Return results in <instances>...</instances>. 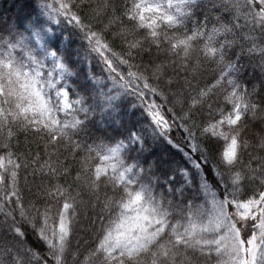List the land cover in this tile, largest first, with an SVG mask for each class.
Returning <instances> with one entry per match:
<instances>
[{"label":"rangeland","instance_id":"rangeland-1","mask_svg":"<svg viewBox=\"0 0 264 264\" xmlns=\"http://www.w3.org/2000/svg\"><path fill=\"white\" fill-rule=\"evenodd\" d=\"M81 1L22 0L16 3V0H11L8 12L0 16V61L4 63L12 61L22 71H27L36 81V90L40 92L41 100L49 109L43 117L39 113L29 112L27 114L32 120L43 121L30 130L36 134L38 146L50 144L55 146L64 140L76 139L79 136L78 133L84 129L87 134L84 141L87 147L83 149L75 143L70 145L78 151L75 154L82 160L84 158V161L87 160V163H81L84 168L82 166L80 168L82 174L85 173L83 176L87 178L86 181L89 180V182L86 186V181H80L83 183H80V187L90 191L88 197L91 200L90 207L93 212L95 203L105 195L109 200L106 205L103 203L101 211H97L102 217L99 219L94 217L93 225L90 224L92 221L86 223V216L81 212V204L75 201V215H71L72 210L69 213L71 232L68 244L60 257L61 264H101L102 254L96 251L102 235L101 229L110 219H115L121 213L127 217L135 215L134 210L124 209L123 205L127 204L136 193L141 194L144 202H158L166 207L188 203L204 204L205 201L211 200L213 191L220 198L224 193L223 185L218 182L217 177L216 189L204 179L202 184L206 183L207 189L202 188L200 194L186 193L190 190L188 181L194 177V174L192 175L187 169L189 166L199 172L197 174L201 178H204L200 167H197V164L203 162L202 156L198 157L197 160H200L198 162L194 158L199 154L198 151L189 147L190 143L196 141L191 140L185 131V127L191 125V120L187 117L195 116L191 111H196L200 106L197 109L194 107H197L208 94L202 97L196 93L192 96V92L185 86L187 85L185 78L191 75L185 73L180 67L179 60L183 57V52H180V58L172 55V58H175L173 61L163 62L165 68L163 76L169 74L164 82L161 79L163 76L159 79L153 76L155 65L162 62H152V68L145 66L143 72L133 60L130 62L124 53L117 51L113 53L107 44L98 42L96 54L102 58L103 66L99 61L100 58L82 45L71 23L82 27L87 26L89 22L95 23L89 19L88 15L86 18L80 13ZM52 3L55 6L63 3L67 5L68 11L60 14L59 10L51 7ZM122 3L123 6L130 4L131 0H122ZM149 3L159 6L176 20V24L171 28L158 25V31L165 30L170 35L173 33L172 30L187 35L199 32L200 36L196 38L201 40L200 49L204 58L206 55L204 44L207 42V37L214 29L220 28L221 31L216 33L211 44L218 51L215 56L209 55L206 59L212 67L211 73L209 71L212 79L211 85H213L211 90L214 89L217 94L220 91V93L223 92L224 98V95L231 91L228 80L240 86L239 81L244 69L241 63L232 59V48L243 36L227 37L226 30H223L229 28L231 34L234 35L242 19L236 18L237 14L231 8L230 0H149ZM203 3L206 5L201 9L202 14L205 9L216 13L214 20L217 27H210L208 24L198 26L193 31L189 25L192 23V17L201 11L199 9ZM79 13L80 23H77L76 20L71 19V15ZM95 24L99 25L98 22ZM106 25L110 23L105 22ZM222 34L223 36L219 37ZM144 47L143 51L138 52H147ZM252 47V52L261 58V48L264 47V43L253 42ZM185 63L189 64L187 61ZM130 64L134 65L138 74L131 71ZM260 65L264 66V63ZM172 71L179 72V75L175 76V82L172 80L174 79ZM244 71L246 73V70ZM36 73L40 75L37 76ZM259 78L260 83L264 84V69ZM169 79L172 81L171 85L168 83ZM176 82L180 86L179 89L177 85H174ZM146 83L148 87H145ZM153 89L158 95L151 92ZM62 91L67 93L69 108L60 110L63 108V97L58 93ZM186 95L192 97H188L187 100ZM193 99L197 102L193 103ZM245 99L249 101L248 97ZM157 101L162 107L156 106ZM25 103L27 104V101ZM186 104L190 112L189 110L183 112L182 109L187 106ZM215 118L218 120L220 116ZM52 119L57 121L53 127L57 129L63 127L66 136H58L57 140L50 142L49 130L44 127V124H51ZM169 119H172L183 130V138H181L186 141L185 146L188 150L180 149L181 145H175L177 150H181L180 153L186 162V166L181 165L180 170L178 167L174 168L175 158L173 156L177 153L171 152V148L156 132V127L168 130ZM157 120L160 122L157 123ZM207 121L206 119L204 124L200 123V127H207ZM36 128H39L38 133ZM226 128L225 125L221 130H226ZM18 129L15 131L17 132ZM95 134H105L104 136L108 137H98ZM196 136L200 143L204 145L208 143L207 137L201 135L199 131H196ZM212 147L213 151L218 148L214 143ZM89 148L92 150L89 151ZM113 149L116 150L115 154L112 153ZM207 166L212 169L210 164ZM97 167L101 169L99 176H96ZM176 172L180 175L177 176ZM166 175L169 176L168 179ZM172 178H176L177 183L171 182ZM149 195L151 196L150 202L147 200ZM168 210L172 212V208ZM172 215L175 217L174 212ZM97 224L99 225L96 234L87 240L86 245L75 249L78 246L76 243L73 249L75 234L78 231L84 233L87 228L90 231V227L94 228ZM186 255L191 264H204L207 254L201 255L198 250L195 252L189 250ZM49 258L52 264H57L52 255H49ZM211 264H216L214 253Z\"/></svg>","mask_w":264,"mask_h":264},{"label":"snow or ice","instance_id":"snow-or-ice-1","mask_svg":"<svg viewBox=\"0 0 264 264\" xmlns=\"http://www.w3.org/2000/svg\"><path fill=\"white\" fill-rule=\"evenodd\" d=\"M230 3L236 18L244 19V26H251L250 31L259 28L264 32V0H230ZM104 7L109 5L105 3ZM60 8L67 10V5L61 3ZM115 12L121 13V33L128 43L129 55L134 49L142 51L145 44L149 49L155 45L157 51L172 53L178 58L182 51L180 67L192 79L196 78L200 69L199 59L187 66L185 62L191 57V42L200 36L199 32L192 35L173 32L170 35L167 31H158V25L171 28L176 20L149 0H131L123 7L115 6L113 19H116ZM71 19L80 23L76 15H71ZM219 31L220 28L214 29L207 37L205 59L216 55L218 50L211 44ZM92 35L95 36L94 33ZM164 44L168 47L164 48ZM261 54V62L264 63V47ZM164 74V63L156 64L153 76L159 79ZM176 75H179L178 71ZM35 83L27 71H22L12 61H0V264H31L30 260L20 258L29 255L33 259H41L26 246L28 227L47 243L50 255L57 264H61L60 257L71 232L70 210L71 215H75L71 185L65 187L67 181L65 184L55 182L61 178L59 160L53 162L47 153L45 155H49V159H43L39 152L35 155L22 152L19 142L13 143L14 127L29 132L37 123H43L42 120L30 119L29 112L43 117L49 111ZM168 83L171 85V79ZM185 83L192 87L187 78ZM227 83L231 87V91L224 95V100L231 105L228 113L225 114L218 105L215 108L210 106L212 110L207 127L201 128L194 115L187 117L191 125L185 127L191 140L196 141L189 147L200 151L203 163L212 166L218 182L223 185V197H218L213 191L211 200L204 204L166 207L158 202H144L141 194L136 193L123 205L124 209L134 210L135 215L127 217L121 213L101 229L102 235L96 246V251L103 257L101 264H191L186 255L189 250H198L201 255L206 253L204 264H211L213 253L216 264H264V127L252 138L256 143H250L248 137V125L253 120L258 117L264 124V102L259 106L251 103L245 99L249 93L230 80ZM145 87H148L147 83ZM198 94L204 95L203 92ZM58 95L63 97L60 110L69 108L67 93L62 91ZM196 102L193 99V103ZM216 114L220 119L215 118ZM56 124L55 119L51 124H44L49 130L50 142L57 140L58 136H66L63 127H53ZM225 125L226 130H221ZM194 129L207 137V144L201 146ZM213 143L218 146L216 151H213ZM115 151L113 149L112 153ZM22 167L25 171L32 167V175L40 180L27 194L19 182L18 174ZM100 173L101 169L97 167L96 176ZM202 188L207 189V184H202ZM26 195L35 199L26 201ZM147 200L151 201L150 195ZM41 201L44 202L42 212L38 206ZM33 211L35 215H32Z\"/></svg>","mask_w":264,"mask_h":264},{"label":"trees","instance_id":"trees-1","mask_svg":"<svg viewBox=\"0 0 264 264\" xmlns=\"http://www.w3.org/2000/svg\"><path fill=\"white\" fill-rule=\"evenodd\" d=\"M20 1L22 0H16V3ZM98 1H100L101 3ZM105 3H107L109 7H104ZM80 4H81L80 13L82 14V16L84 15V17L87 18L88 15L91 21L95 23L98 22L99 25L97 26L95 23L92 24L91 22H89L87 26L82 27V26H78L73 22L71 23L79 39L81 40L82 45L86 49H88L90 53H93L98 58H100L99 61L101 65L104 66V62L102 58L96 54L99 45L98 42L107 44L113 50V53H116V51L118 53L121 52L124 53L126 55V58L130 62H132L133 60L138 65L137 67L139 68V70L142 69L143 72H144L143 67L145 66L147 68L148 67L152 68L153 66L152 62L166 63V62H171L175 59L172 58L173 55L172 53L168 54L167 52L164 51H157L155 45H153L152 48L149 49L147 44L144 45L145 46L144 50L147 52L139 53L138 52L139 50L134 49L132 50L131 55H129L128 43L126 42L124 36L121 33V29L123 26L122 21L120 19L121 13L115 12L116 19H113L115 6L123 7L122 0H82ZM10 5H11V0H0V16H3V13L8 12ZM205 5L206 3H203V5H201L199 10H201L202 7ZM51 7L56 10H59L60 14L61 12L68 11L65 9H61L60 4L55 6V4L52 3ZM202 11L203 10L199 11L192 17V23L189 26L193 28V31H195L196 30L195 28H198V26L201 27L203 25H208V24L210 25V27L212 26L217 27V23L214 20L216 13L209 12V10L205 9L204 14H202ZM80 13L77 14L76 16L80 17ZM105 22L110 23V25L105 26ZM244 25H245V21L242 18L240 20V25H238V28L235 29L234 35H232L229 28H227L228 30H226V36L231 38H235L237 36H243L239 40V42L234 46V48H232V59L241 63L243 69L246 70V73L244 70L242 71L241 79L239 81L242 91L249 93V95L246 96L249 98V101L259 106L261 102H264V84L260 83L261 81L259 78V75L264 69V66L260 65L262 63L261 58H259L257 54L252 52L253 50L252 43L253 42H258L259 44L264 43V32H261L259 28L250 31L251 26H244ZM160 31L163 32L165 30H160ZM105 32H107V34H105ZM172 32H176L178 35L181 34L177 30H172ZM93 33L95 34V36L92 35ZM246 33H250V34H246ZM223 34L219 35V37H222ZM191 43L193 45V50L191 57L187 62L189 64H194L197 62V59H199L200 69L195 79H192L191 76L187 77V79L191 82L192 87L189 88L188 85L185 86H187L188 89L192 92L191 93L192 96L196 95V93L199 92H203L204 93L203 96H205L206 93L208 94L206 97L203 98V101L199 105H197V107L194 108L197 109L199 106L200 107L196 111H191L194 112L197 124L200 126V123L204 124L206 122V119L209 120V113L212 110L210 106H212V108H215L218 105L219 108L223 109L225 114H227L231 108V105L224 100L223 94L220 93L221 91L219 92V94H217V92H214V89L213 91L211 90L213 85H211L212 79L210 75L211 73L210 70L212 69V67L210 65L211 63L209 61H208L209 63L206 61L200 49L201 40L195 38ZM163 47L167 48L168 45L164 44ZM130 66H131V71H133L134 74H138V71L136 70L134 65L130 64ZM105 68H107V66H105ZM173 74H174V79L172 80L175 82L176 72H173ZM168 77L169 74L163 76L161 79L164 82ZM174 85H177L178 87L177 89L180 88L177 82L174 83ZM193 89H196V91H193ZM151 92L154 95H158L157 91L152 90ZM192 96L186 95L185 97L188 100ZM156 106L162 107L160 106V103L158 101L156 102ZM185 107L182 109L183 112L184 111L188 112L189 110L188 105ZM215 117H219V115L216 114ZM169 120L170 121H168V130L163 129L162 127H156V132L164 139L166 144L171 148V152L177 153V155L173 156L175 158L174 168L178 167V169L180 170L182 168L181 165L186 166V162L180 153L181 150L180 151L177 150L175 145H181L179 146L181 147L180 149L184 148V150L186 151L188 150L187 147L185 146L186 141L182 139L183 130L176 123H174L172 119ZM262 127H264V124H262L261 120L258 117L255 120H253L251 124L248 125V137L250 143H256V141L252 138L258 135ZM15 129H18V127L13 128V133H14L13 143L16 144L17 142H19L20 150L22 152H30L32 155H35L38 151L43 159H49V155H50L51 160L53 162H55L57 159L59 160V163L62 165L60 169L61 178L55 182L65 184V181H67L65 187L71 185L72 194L75 196V201L80 202L81 212L86 216L87 219L86 223L92 221L90 224L93 225L94 217L96 219L101 218L102 215L99 216L97 211L102 210L103 203L105 205L107 204V202L109 201L108 197H106L105 195L104 198L96 202L95 211L93 212L92 208L90 207L91 200H89L88 197V193H90V191H86L84 188L80 187V183L83 184L80 181L85 182L87 180V178L83 176L85 173L82 174V170L80 168V166L84 168V166L81 165V163L83 164L84 162L85 164L84 161L85 158L82 160L80 156L75 154L76 152H78L77 150H75V147L70 146L72 143H75L76 145L82 146L83 149L87 147V144L84 142L85 137L87 135L84 129L78 133L79 136L76 139H71L70 141L64 140V142L57 143L55 146H53V144L47 146L41 144L42 146H38L36 139L37 136L33 131L24 132L22 129L19 128L18 131L16 132ZM4 134L5 135L7 134V130H5ZM95 135L100 137V136H104L105 134H100V135L95 134ZM104 137L107 138L108 136H104ZM203 145L204 144H202L201 146ZM45 153L49 155H45ZM198 153L199 154L197 156H194L196 160L199 159L198 157L202 156V153L200 151H198ZM81 160L82 162H80ZM197 161L200 162V160ZM199 164L201 169L200 171H202L201 174H203L204 178H201V176L197 174L199 172H197L195 169L189 166L187 169L192 173V175L194 174L193 175L194 177L191 178L190 181H188L189 183L188 188H190V190L187 191L186 193L191 194L195 192L197 194H200L201 193L200 190L202 189V183H204L203 181L205 178L208 179L207 182L210 184V186L216 189L217 183H216L215 173L212 171L211 168L207 166V164H204L203 162ZM65 170L67 171V175H65ZM153 171H157V170L153 169ZM176 173L177 176L180 175L178 174V172ZM18 176H19V182L23 188V191L26 194L28 193L29 189L32 188L33 184H38L40 182L38 176L32 175V167H29L27 171H25L22 167L21 170L19 171ZM166 176H167L166 178L168 179L169 176L168 175ZM88 182L89 180L85 182L86 186ZM171 182L177 183V179L172 178ZM34 199H35L34 196L26 195V201L34 200ZM43 204L44 202L41 201L40 204L38 205L41 212L43 211ZM32 215H35L34 211L32 212ZM19 218H20L19 213H17V219ZM0 219H2V217H0ZM98 225L99 224H97L94 228H91L89 226L91 229L90 231L92 232L89 231V228L84 230V233L78 231L77 234H75L76 240L74 242V245L72 246L73 249L75 248L76 243L78 244V246L75 249H80L84 247L86 245L87 240H90V238H92L96 234V229ZM25 240L27 242L26 246L30 247L34 253H36L39 257H41V259L40 260L33 259L31 258L30 255L28 257H20V258L25 260H30L31 264H45V261L47 262V264H52V261L49 258L50 255L49 248L47 247L46 243L39 237V235L37 233H34L31 227L27 228Z\"/></svg>","mask_w":264,"mask_h":264}]
</instances>
